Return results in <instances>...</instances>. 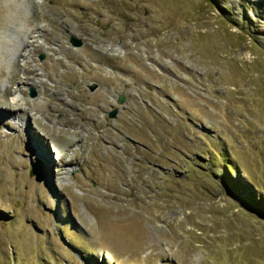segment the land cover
<instances>
[{
	"label": "rangeland",
	"instance_id": "374dc122",
	"mask_svg": "<svg viewBox=\"0 0 264 264\" xmlns=\"http://www.w3.org/2000/svg\"><path fill=\"white\" fill-rule=\"evenodd\" d=\"M254 197L264 0H0V264H264Z\"/></svg>",
	"mask_w": 264,
	"mask_h": 264
},
{
	"label": "water",
	"instance_id": "95a60500",
	"mask_svg": "<svg viewBox=\"0 0 264 264\" xmlns=\"http://www.w3.org/2000/svg\"><path fill=\"white\" fill-rule=\"evenodd\" d=\"M70 43H71V45H72L74 48H81V47H83V45H84V41H83L82 39L77 38V37H74V36H72V37L70 38ZM39 59H40L41 61H43V60H44V56H43V55L40 56ZM98 88H99V85H98L97 83H92V84H90L89 87H88V89H89L92 93L96 92V91L98 90ZM37 95H38V93L36 92V90H35V89H31V91H30V96H31L32 98H35V97H37ZM124 100H125V99H124L122 96H120V98H119V103H124ZM117 114H118V111H117V110H113L112 112H110L109 117H110V118H116V117H117Z\"/></svg>",
	"mask_w": 264,
	"mask_h": 264
},
{
	"label": "trees",
	"instance_id": "16d2710c",
	"mask_svg": "<svg viewBox=\"0 0 264 264\" xmlns=\"http://www.w3.org/2000/svg\"><path fill=\"white\" fill-rule=\"evenodd\" d=\"M260 202L258 200L255 202V197H254V201L251 202L250 204H252L251 206H252L253 209H255V210H258L259 209V211H262V210H264V206H263V204L260 205ZM260 206L262 207V209H260Z\"/></svg>",
	"mask_w": 264,
	"mask_h": 264
},
{
	"label": "bare ground",
	"instance_id": "6f19581e",
	"mask_svg": "<svg viewBox=\"0 0 264 264\" xmlns=\"http://www.w3.org/2000/svg\"><path fill=\"white\" fill-rule=\"evenodd\" d=\"M20 93V91L17 93V94H19ZM16 97H13V99H15Z\"/></svg>",
	"mask_w": 264,
	"mask_h": 264
}]
</instances>
